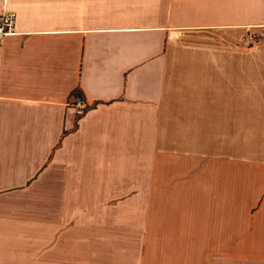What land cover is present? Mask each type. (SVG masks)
I'll use <instances>...</instances> for the list:
<instances>
[{"label": "crops", "instance_id": "1", "mask_svg": "<svg viewBox=\"0 0 264 264\" xmlns=\"http://www.w3.org/2000/svg\"><path fill=\"white\" fill-rule=\"evenodd\" d=\"M3 10L0 264H264V0Z\"/></svg>", "mask_w": 264, "mask_h": 264}, {"label": "built area", "instance_id": "2", "mask_svg": "<svg viewBox=\"0 0 264 264\" xmlns=\"http://www.w3.org/2000/svg\"><path fill=\"white\" fill-rule=\"evenodd\" d=\"M16 21V13L12 10H3L0 13V51L2 46V39L5 35L14 32V26ZM250 40H254L255 37L251 35ZM68 104L74 109L75 116L80 117L84 114L88 107V103L79 92H74Z\"/></svg>", "mask_w": 264, "mask_h": 264}]
</instances>
